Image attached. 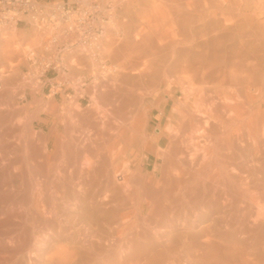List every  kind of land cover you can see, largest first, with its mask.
Masks as SVG:
<instances>
[{
  "label": "bare ground",
  "instance_id": "6f19581e",
  "mask_svg": "<svg viewBox=\"0 0 264 264\" xmlns=\"http://www.w3.org/2000/svg\"><path fill=\"white\" fill-rule=\"evenodd\" d=\"M153 2L168 5L170 26L204 27L194 34L155 29L120 50L135 54L134 79L150 89L131 102V115L107 149L92 146L91 138L76 137L80 146L66 150L54 141V155L67 166L84 160L75 180L51 173L48 137L39 133L43 148L10 158L22 148L11 136L15 125L0 133L3 140L11 136L7 150L0 148V264H264V34H221L229 20L214 0ZM153 23L156 28L158 18ZM121 89L122 104L132 106L128 87ZM106 98L110 104L111 95ZM48 107L54 110L52 102ZM95 109L73 115L105 124L111 113ZM153 110L162 132L148 137L141 128ZM122 134L125 144L116 149ZM149 141L157 152L144 170L143 158L132 163V149L144 155ZM18 165L28 177L16 174ZM58 213L63 224L94 220L109 229L81 237Z\"/></svg>",
  "mask_w": 264,
  "mask_h": 264
},
{
  "label": "rangeland",
  "instance_id": "374dc122",
  "mask_svg": "<svg viewBox=\"0 0 264 264\" xmlns=\"http://www.w3.org/2000/svg\"><path fill=\"white\" fill-rule=\"evenodd\" d=\"M86 1L91 2L93 0ZM96 1L100 2L103 8L107 4H109L110 6V8L106 10V14H110V16L108 22L104 24L105 29L100 44V57L95 58L97 60L95 62V60H93L94 58H88L78 54L68 56L67 61L69 64H71V66H69V70L65 74H61L57 80L58 83H68L65 84L66 86L64 87H59L57 85L51 90L49 96V92H47V90H45V92H42L41 79L43 77H40L41 71L35 67H32L27 61L29 52L31 51H36L41 55L45 54L43 47V43L47 38V34L45 33V31L35 29L33 31L34 34H30L28 39L25 41V37L22 34H1L0 36V68H2L4 71L0 73V116H5L0 117V130H2L0 133L8 131L9 128H13V126L15 125V132H13L11 136H13L14 139H18L19 144L22 147L18 152L15 151L12 153L14 154V156L10 154V158L23 155L25 148H32L34 150L43 148L45 142L43 143V140L40 138V133L41 135L48 137L46 145L47 154L50 156L48 166L51 169L53 167L54 170L52 169L51 171H56L54 173H51L55 176L64 175V177L71 178L73 180L78 177L77 169L81 165L80 162H84V160L80 159V161L78 160V158L72 159V166H67V164H70V162L67 163V161H65V158H60L59 154L57 155L58 157L54 155V141L58 138L61 139L60 146L62 148L60 147V150H63L64 147L66 150L67 148L71 147L72 143L78 144V141L75 142L76 140H74L76 137L80 138L81 140L87 139V142H89L88 140L91 138L90 140L92 141V146L94 145V147L101 151L107 149L111 145L110 138L114 137L117 133H120V131L122 130L121 127H123L124 123H126L125 118L131 115V108H133V106L135 107L136 105L134 103L132 104L131 102H136L137 97H139L142 93L145 94L150 89L147 86H141L134 79L135 75L133 74V65L135 63L133 62L135 61L134 59H136L135 54L129 53V51L126 52V54H123V56L120 54V50L127 48L131 42H139V40L137 39L139 38V36L141 37L145 36L146 34H153L152 30L155 29L157 30H155L156 32L161 31L162 34H189L190 32H192V30L193 32H195L204 27L203 23L199 24L198 22L189 23V26L187 28H181L177 25V28L174 27V25L170 26L169 19L171 15L169 14L168 5L160 2L155 3L153 2V0ZM214 1L218 5L222 6L221 11L224 13L223 15L226 14V18L229 20V26L226 24L227 20L222 22V28L219 29L220 33L221 31H223L221 34H264V0ZM143 10H145V13H143ZM155 18H158L159 21L156 28H154L153 26V20ZM225 25H227L228 28L223 29V27H226ZM226 30L228 31L226 32ZM193 32L192 34H194ZM217 32L218 30L216 31V33ZM210 33V31H208L207 29L205 30L204 28L203 34ZM127 53H129V57ZM144 61L145 60H141V62ZM141 62L140 64H138V66L142 65ZM102 63L106 65L105 69H102ZM124 66L127 68H125ZM13 68L14 70H17V73H19L18 75H16L17 73L15 74L14 72H12ZM13 73L14 75H11ZM47 74L52 75L51 72H47ZM123 78L129 82H127V84H124L126 83V81L123 80ZM80 79H82V81ZM83 82L84 85H82ZM156 82L158 83V80H156ZM137 85L142 89H144L143 87H145V90L143 91L141 88H136ZM120 86L128 87L127 90L129 95L126 103H130L132 104V106L129 104H127V106L122 104L120 100V97H122V89ZM135 88L138 89L137 93L135 92ZM108 95H111L112 98L110 104H108V102L106 101V97H108ZM178 96L179 94H177L175 98H177ZM131 97L134 98V101ZM49 101L53 103L54 110L48 107L50 106ZM92 106L93 109L96 108L95 110L98 113H101L102 111H106L109 114L111 113L110 117L105 120L106 122L104 121V125L96 123L94 119L89 115H86L89 120L84 119L86 116L82 119L75 116L78 113L76 109H78L79 112H83L84 110L89 109V107ZM123 107L125 109H123ZM121 108L123 109V111H121ZM111 115L113 118L111 117ZM151 115L152 119L148 122L146 126L147 128L145 130L144 126H142L141 128L148 137L158 135L162 132L161 129L157 127V123L160 120L158 111L153 110L151 112ZM2 118H5V121ZM91 119H93V121ZM3 123H6L8 128L4 129L6 127V124ZM10 123L13 126H10ZM114 123L117 124V126ZM48 133L51 134L49 135ZM128 134H130V130H128ZM11 136H4V138L6 139L9 138L8 140H3V138H0V148L3 147L1 149L2 152L7 150L6 147L8 146V141L11 140ZM80 136L86 137L81 138ZM124 137V134H122L121 137L117 138L116 149L125 144L126 138ZM26 140L28 141V143H26ZM145 150L143 155L142 153H139L141 152V149H132L133 154L137 155L136 158L133 159L132 163L142 164V160L144 159L146 161L145 163H143L146 165H144V170H148L154 164L157 145L149 141L146 145ZM53 156H56L57 158H54ZM86 161L84 164H82V166H86V164L88 163V161ZM162 164V160H160V162L157 164L158 167L155 171L157 179H159L161 176L159 174V170L162 167ZM63 165H66V167H64ZM17 168L18 170H16V174L20 172L18 174L19 177L20 175L22 177H28L26 170H23V166L18 165L16 169ZM64 169L65 173H61V171ZM21 172L22 174H26L22 175ZM116 174L126 175V173H122V169H118ZM58 214L60 215V213ZM59 215L58 218L59 220H61L60 222H62L63 218L61 217V215ZM87 222L92 227L88 225ZM87 222H80V224L76 223L78 225L74 223L72 224L73 226L69 225L70 223L63 224L64 222H62L61 224L65 225L71 231L75 229H77L78 231L81 229L80 231L83 232L81 233L79 231V236L81 237L84 234H90L99 237L98 233H100L101 236H104L109 229L108 225L106 226L104 222L99 223L94 220ZM56 225L58 224L56 223ZM81 226H83V229L81 228ZM87 228H90L89 231L85 230ZM93 228H95V230H93ZM98 230L104 233H101L100 231L97 232ZM84 231H86V233ZM61 241L63 242V240Z\"/></svg>",
  "mask_w": 264,
  "mask_h": 264
},
{
  "label": "built area",
  "instance_id": "2783aa9c",
  "mask_svg": "<svg viewBox=\"0 0 264 264\" xmlns=\"http://www.w3.org/2000/svg\"><path fill=\"white\" fill-rule=\"evenodd\" d=\"M109 8V4L103 8L96 0H65L51 5L39 0H0V36L24 18L32 27L45 31V54L31 51L27 61L41 71L40 77L51 72L57 81L61 74L69 70L68 56L100 57L104 24L110 16L106 10ZM105 68L106 65L102 63V69ZM67 83L57 82V85L61 87Z\"/></svg>",
  "mask_w": 264,
  "mask_h": 264
},
{
  "label": "crops",
  "instance_id": "0c3cea01",
  "mask_svg": "<svg viewBox=\"0 0 264 264\" xmlns=\"http://www.w3.org/2000/svg\"><path fill=\"white\" fill-rule=\"evenodd\" d=\"M45 5H51L54 2L57 1H65V0H39ZM36 28L32 27L28 21L27 18H24L22 21L18 22L14 28H8L5 30L2 34H22L24 35V41L28 39L30 34H34V30ZM41 55V54H39ZM42 83V92H49L48 96L50 95V92L53 88L57 86L56 78H53L52 75L45 74L44 77L41 79ZM66 85H63L61 87H64Z\"/></svg>",
  "mask_w": 264,
  "mask_h": 264
}]
</instances>
